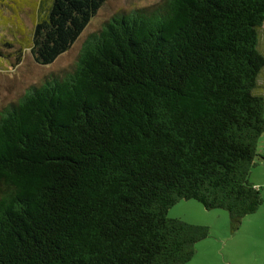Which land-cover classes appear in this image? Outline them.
Instances as JSON below:
<instances>
[{"label": "trees", "instance_id": "obj_1", "mask_svg": "<svg viewBox=\"0 0 264 264\" xmlns=\"http://www.w3.org/2000/svg\"><path fill=\"white\" fill-rule=\"evenodd\" d=\"M105 1L38 0L24 47L51 63ZM263 24L264 0L121 10L3 106L0 264H184L208 228L167 216L181 199L238 228L262 203Z\"/></svg>", "mask_w": 264, "mask_h": 264}, {"label": "rangeland", "instance_id": "obj_2", "mask_svg": "<svg viewBox=\"0 0 264 264\" xmlns=\"http://www.w3.org/2000/svg\"><path fill=\"white\" fill-rule=\"evenodd\" d=\"M7 1L0 2V109L16 100L28 86L38 84L51 74L70 69L85 37L111 15L121 10L145 7L159 0H106L71 46L47 65L37 64L29 48L23 44V38L32 29L39 11L38 0L22 2L16 13L12 7L15 6V0ZM31 1L35 3V7ZM18 48H21V58L19 62H15L13 53ZM263 145L264 134L258 138L257 152H260ZM254 169H251L249 179L259 183L262 203L254 213L244 216L234 230L230 229L225 209H206L200 202L192 199H181L168 209V217L208 228V235L195 243L196 254L188 264H233L236 261L243 264L259 263L260 256L256 253L264 250V180L262 171ZM256 256L258 263H255ZM229 261L232 263H228ZM260 264H264V256L261 257Z\"/></svg>", "mask_w": 264, "mask_h": 264}, {"label": "crops", "instance_id": "obj_3", "mask_svg": "<svg viewBox=\"0 0 264 264\" xmlns=\"http://www.w3.org/2000/svg\"><path fill=\"white\" fill-rule=\"evenodd\" d=\"M264 25V24H263ZM261 84H262V88H261V90L262 91H264V80L262 79V82H261ZM264 152V145H263V148L262 149H260V152L259 153H263ZM254 168H256V169H254ZM252 169H254V170H258V172H260V171H262V178H263V180H264V162H259L258 164H256L254 167H252ZM251 171V170H250ZM261 178V179H262ZM262 180V181H263ZM251 181V180H250ZM252 182V181H251ZM259 190H260V188L258 187V185H259V183H254V182H252ZM195 254H196V251H195ZM195 254H194V256H195ZM257 255H259L260 256V258H259V263L257 262V260H258V256H256V260H255V263H258V264H260V261H261V257H263L264 256V250H260L259 252H257L256 253ZM193 256V257H194ZM263 259V258H262ZM189 261H192V260H189ZM189 261H187L186 263H184V264H188V262ZM231 261H229L228 263H230ZM232 263V262H231ZM200 264H204V263H200ZM233 264H243V263H241V262H238L237 263V261L236 262H234Z\"/></svg>", "mask_w": 264, "mask_h": 264}]
</instances>
